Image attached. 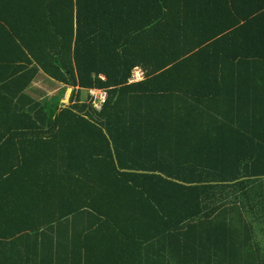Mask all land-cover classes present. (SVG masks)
<instances>
[{
  "label": "trees",
  "instance_id": "trees-1",
  "mask_svg": "<svg viewBox=\"0 0 264 264\" xmlns=\"http://www.w3.org/2000/svg\"><path fill=\"white\" fill-rule=\"evenodd\" d=\"M260 221L264 0H0V264H264Z\"/></svg>",
  "mask_w": 264,
  "mask_h": 264
},
{
  "label": "crops",
  "instance_id": "crops-1",
  "mask_svg": "<svg viewBox=\"0 0 264 264\" xmlns=\"http://www.w3.org/2000/svg\"><path fill=\"white\" fill-rule=\"evenodd\" d=\"M51 82H54V80L52 79V78H50L49 76H46L45 74H43L42 72H40L39 73V75L37 76V78L31 83V85L27 88V90H26V93L30 96V97H32L33 99H35V100H38V101H40V99L36 96V89L38 88V89H42L43 88V85H47L48 83L49 84H51ZM45 88H48V87H45ZM64 87H61V89L60 90H62ZM12 142H16V141H12ZM249 189V190H251L252 192H257V191H259V189H261V186H259L258 184H256V185H253V184H251V185H247V186H241L240 187V189H238V187L237 186H228L227 187V189L226 190H230V193H232V192H236L237 193V197L238 198H241L242 196H241V189ZM3 195H6V194H3ZM3 195H1V196H3ZM7 196V195H6ZM233 198V195L232 194H229V199H232ZM238 203H239V201H237ZM255 223V225H254V227H255V230H256V232H255V237H254V239H255V241H253V247H254V249H259V247H261V235L259 234V232H257V227H259V230H261V221L260 222H254ZM162 242L163 243H170V239H162ZM177 242H179V239H178V241ZM254 243H256V244H254Z\"/></svg>",
  "mask_w": 264,
  "mask_h": 264
},
{
  "label": "rangeland",
  "instance_id": "rangeland-1",
  "mask_svg": "<svg viewBox=\"0 0 264 264\" xmlns=\"http://www.w3.org/2000/svg\"><path fill=\"white\" fill-rule=\"evenodd\" d=\"M130 82H135V81H130ZM48 87V88H45ZM61 87H67V85H64L62 83H58L56 81L51 82V84H47V85H43L42 89H36V96L40 99V101L43 99H52L56 96H61L60 95V90ZM72 87H67L65 89H67V92L65 95L62 96V98H66V95L68 94V89H70ZM95 94V92H94ZM82 96L86 97L87 96V91L85 89H82ZM257 232H259V234L261 235V243L264 246V232H263V224L261 223V230H259V227H257Z\"/></svg>",
  "mask_w": 264,
  "mask_h": 264
},
{
  "label": "built area",
  "instance_id": "built-area-1",
  "mask_svg": "<svg viewBox=\"0 0 264 264\" xmlns=\"http://www.w3.org/2000/svg\"><path fill=\"white\" fill-rule=\"evenodd\" d=\"M144 78V71L140 67H135L131 71V76L129 81H138ZM92 95V104L97 109L100 110L107 99V91L105 89H89ZM95 92V94H94Z\"/></svg>",
  "mask_w": 264,
  "mask_h": 264
},
{
  "label": "water",
  "instance_id": "water-1",
  "mask_svg": "<svg viewBox=\"0 0 264 264\" xmlns=\"http://www.w3.org/2000/svg\"><path fill=\"white\" fill-rule=\"evenodd\" d=\"M72 91H73L72 88L68 89V94L66 95V98L63 99V102L65 104H69V102H70V96H71Z\"/></svg>",
  "mask_w": 264,
  "mask_h": 264
}]
</instances>
